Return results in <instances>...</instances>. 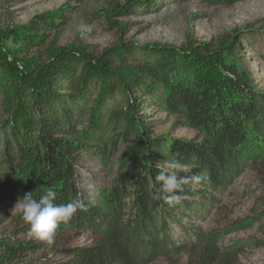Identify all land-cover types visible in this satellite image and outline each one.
<instances>
[{
  "label": "trees",
  "instance_id": "16d2710c",
  "mask_svg": "<svg viewBox=\"0 0 264 264\" xmlns=\"http://www.w3.org/2000/svg\"><path fill=\"white\" fill-rule=\"evenodd\" d=\"M10 1L0 0V7ZM136 1H107V23L120 30L122 23L114 18L132 12ZM142 1L149 9L154 5V0ZM209 1L230 5L237 0ZM74 12L73 5L63 3L25 23L12 18L0 23V200L29 192L39 199L48 189L56 192L57 204L81 199L87 210H78L56 235L71 228L77 234L90 231L96 239L55 248L68 258L58 264H132L138 236L131 216L139 214L143 240L159 248L160 223L174 214L188 218L195 203L188 198L196 193L206 199L193 186L219 190L240 164H264L262 150L254 147L264 146V91L236 59L230 35L202 43L189 38L181 47L155 44L156 55L146 50L139 59L134 44L121 39L102 50L80 39L59 43L58 34ZM87 101L86 126L78 114ZM150 101L192 124L201 141L147 137L140 106ZM116 123L134 139L120 158L122 166L128 159L131 163L112 186L83 195L76 165L90 155L106 165L108 141L99 146L98 136ZM168 160L188 166L176 170L179 175L201 177L198 184L183 186L176 205L155 196L159 163ZM15 219L16 230L30 232L21 212ZM196 240L174 252L185 251L189 264H236L235 252L220 250L211 239L202 243L200 235ZM44 246L45 241L33 238L1 239L0 264H37L25 258Z\"/></svg>",
  "mask_w": 264,
  "mask_h": 264
},
{
  "label": "rangeland",
  "instance_id": "374dc122",
  "mask_svg": "<svg viewBox=\"0 0 264 264\" xmlns=\"http://www.w3.org/2000/svg\"><path fill=\"white\" fill-rule=\"evenodd\" d=\"M107 1L11 0L0 7V23L9 18L17 23H25L37 14L68 3L75 7V12L59 32V43L80 39L102 50L121 39L134 44L135 57L139 59L143 58L146 50L156 55L154 48H151L155 44L181 47L189 38L202 43L230 35L236 46V59L245 65V70L257 88L264 91V0H237L230 5L209 0H154L151 9L142 0H138L133 3L132 12L114 18L122 23L120 30L115 25L110 26L104 17L103 7ZM118 1L122 4L130 0ZM149 54L147 52L145 56ZM89 96L90 99L97 97L94 92ZM88 101L78 114L81 123L86 126L91 106ZM140 109L147 137L179 139L190 144L201 141L198 129L159 104L144 102ZM76 127L82 128L79 124ZM121 127L123 124H111L110 128H103L100 132L98 139L101 142L91 141L100 142L99 146L108 141L107 154L103 159L106 165L93 155L83 158L76 165L79 190L83 195H96L98 187L112 186V182L130 165L128 159L122 166L120 158L126 154L134 139L123 133ZM255 144L254 147L261 149L264 154V146ZM159 166L162 168L164 164L159 163ZM89 183L94 184V188L89 189ZM193 188L202 189L206 199H201L199 193H196L188 198L195 202L190 205L188 218L174 214L173 218H167L165 225L160 223L163 232H156L159 248H152L143 240L139 214L131 216L135 218L131 228L138 236L133 244L132 264H189L185 251L174 250L178 246L197 242L198 235L202 236V243L211 239L220 250L235 252L236 264H264V164H240L219 190ZM19 199L12 197L0 200V240H39L31 232L15 229L18 224L15 218L20 214L15 205ZM95 239L96 236L87 230L77 234L74 229H64L55 235L51 243L45 241L42 249L25 259L33 258L37 264H58L68 258L55 248L90 244ZM172 241L177 246H173Z\"/></svg>",
  "mask_w": 264,
  "mask_h": 264
},
{
  "label": "clouds",
  "instance_id": "9594fccd",
  "mask_svg": "<svg viewBox=\"0 0 264 264\" xmlns=\"http://www.w3.org/2000/svg\"><path fill=\"white\" fill-rule=\"evenodd\" d=\"M11 60V57H9ZM188 166L178 161L168 160L155 177L160 182L155 193L157 199L164 200L169 205H176L181 202L179 193L183 192L187 183L198 184L200 176H181L177 169H186ZM89 189L94 184L87 185ZM56 192L48 189L39 199L33 197L32 192L18 200L15 205L22 213L24 221L29 225V230L37 239L49 243L54 239L60 225H67L76 215L78 210H87V205L81 199H74L67 204H57Z\"/></svg>",
  "mask_w": 264,
  "mask_h": 264
}]
</instances>
